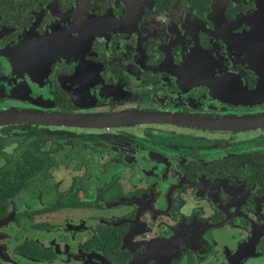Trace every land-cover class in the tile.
<instances>
[{
	"label": "flooded vegetation",
	"instance_id": "flooded-vegetation-1",
	"mask_svg": "<svg viewBox=\"0 0 264 264\" xmlns=\"http://www.w3.org/2000/svg\"><path fill=\"white\" fill-rule=\"evenodd\" d=\"M0 264H264V0H0Z\"/></svg>",
	"mask_w": 264,
	"mask_h": 264
},
{
	"label": "water",
	"instance_id": "water-1",
	"mask_svg": "<svg viewBox=\"0 0 264 264\" xmlns=\"http://www.w3.org/2000/svg\"><path fill=\"white\" fill-rule=\"evenodd\" d=\"M37 118V117H36Z\"/></svg>",
	"mask_w": 264,
	"mask_h": 264
}]
</instances>
